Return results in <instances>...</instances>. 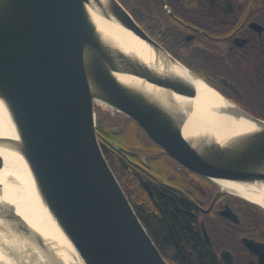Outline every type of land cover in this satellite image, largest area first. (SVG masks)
<instances>
[{
    "label": "water",
    "instance_id": "95a60500",
    "mask_svg": "<svg viewBox=\"0 0 264 264\" xmlns=\"http://www.w3.org/2000/svg\"><path fill=\"white\" fill-rule=\"evenodd\" d=\"M94 10L127 29L150 56L106 36ZM190 75L198 77L119 0H0V106L36 194L78 264H168L102 152L96 100L134 120L175 162L220 191L243 197L221 180L264 184V120L210 86L221 102L217 112L250 128L227 135L194 129L187 124L191 106L179 101L198 94ZM0 217L44 245L13 208Z\"/></svg>",
    "mask_w": 264,
    "mask_h": 264
},
{
    "label": "flooded vegetation",
    "instance_id": "af4514ba",
    "mask_svg": "<svg viewBox=\"0 0 264 264\" xmlns=\"http://www.w3.org/2000/svg\"><path fill=\"white\" fill-rule=\"evenodd\" d=\"M158 2L163 10L164 44L149 35L230 102L264 120V0ZM150 25L155 26L153 22ZM172 27L177 29L175 36L170 31ZM100 104L107 108L103 102L95 101L96 127L104 122ZM121 116L124 121L120 125L108 119L114 123L110 129L121 143L101 136L97 130L99 144L112 148L108 140L123 147L122 158L140 174L152 200L171 199L186 208L198 229L202 249L200 255L184 247L191 263L264 264V207L220 191L180 166L143 135L134 120L123 114L118 117ZM129 127L137 136V144H128L122 136ZM183 198L188 207L182 204ZM170 232L173 235L171 229ZM179 253L181 259L170 247L161 250L168 264L182 262L185 257L180 247Z\"/></svg>",
    "mask_w": 264,
    "mask_h": 264
},
{
    "label": "bare ground",
    "instance_id": "6f19581e",
    "mask_svg": "<svg viewBox=\"0 0 264 264\" xmlns=\"http://www.w3.org/2000/svg\"><path fill=\"white\" fill-rule=\"evenodd\" d=\"M92 17L106 36L140 52L146 58L150 56L142 42L123 26L100 16L96 10L92 11ZM189 77L194 81L198 94L193 99H179L182 104L191 106L188 125L222 135L244 127L250 128L243 121H234L227 115L219 114L217 107L221 102L215 90L201 78L192 75ZM0 138L7 147L0 149L3 160L0 168V207L3 206L0 208V215L9 207L13 208L22 219V224L44 240V245L38 246L34 239L16 232L9 222L0 217V264H78L70 251L69 243L36 194L30 170L18 152L19 136L1 106ZM220 182L223 188L264 207V184Z\"/></svg>",
    "mask_w": 264,
    "mask_h": 264
},
{
    "label": "trees",
    "instance_id": "16d2710c",
    "mask_svg": "<svg viewBox=\"0 0 264 264\" xmlns=\"http://www.w3.org/2000/svg\"><path fill=\"white\" fill-rule=\"evenodd\" d=\"M119 1L148 34L156 37L164 44L163 29H161L163 10L158 0ZM151 22H153L155 26L150 25ZM170 31L175 36L177 29L172 27ZM108 119H110L108 116H103L104 122H101L99 126L102 129L99 127L96 128L101 136L118 143L120 142V138L110 129L114 123H109ZM99 129H101V131ZM138 130L145 135L139 126ZM100 147L125 195L159 251L161 252L162 249L170 247L177 252L179 259H181L179 253L180 247L183 250L185 258L181 260L182 262L179 264H192L190 261L191 256L184 247L188 246L192 250V253L194 251L196 254L198 253L200 255L202 249H200L201 242L198 229L193 218L189 214H186V208L181 205L178 206L171 199L166 201H162L159 198L152 200L141 183L140 174L122 158L121 153L105 144L100 143ZM174 195H176V193ZM181 202L184 206H189L186 199H181Z\"/></svg>",
    "mask_w": 264,
    "mask_h": 264
},
{
    "label": "rangeland",
    "instance_id": "374dc122",
    "mask_svg": "<svg viewBox=\"0 0 264 264\" xmlns=\"http://www.w3.org/2000/svg\"><path fill=\"white\" fill-rule=\"evenodd\" d=\"M101 105V104H100ZM101 110L104 113V115L108 116L109 118H111L112 121L118 123V125H120L124 120H123V116H120L121 113L117 112L114 109H108V108H104L103 105H101ZM97 119H98V114H97ZM124 137V139H126L128 141V144L133 145V144H137V136L136 134L133 132L132 127H129V130L122 135ZM117 144V143H114Z\"/></svg>",
    "mask_w": 264,
    "mask_h": 264
}]
</instances>
